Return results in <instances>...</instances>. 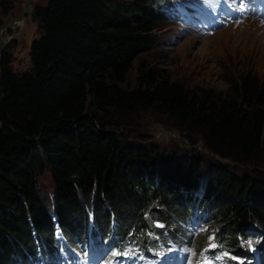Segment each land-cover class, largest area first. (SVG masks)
I'll list each match as a JSON object with an SVG mask.
<instances>
[{
  "label": "trees",
  "instance_id": "obj_1",
  "mask_svg": "<svg viewBox=\"0 0 264 264\" xmlns=\"http://www.w3.org/2000/svg\"><path fill=\"white\" fill-rule=\"evenodd\" d=\"M163 2L47 0L34 8L30 68L15 72L11 54H0V264L45 256L55 226L78 248L74 241L92 225L101 238L148 245L154 230L191 219L195 207L229 252L248 254V234L264 247L263 179L212 166L200 183V157L160 152L111 130L120 113L140 109L223 158L264 149V77L231 79L222 92L141 60L134 87H123L135 61L160 45L153 30L167 20ZM6 3L0 9L9 13ZM44 169L52 201L38 189Z\"/></svg>",
  "mask_w": 264,
  "mask_h": 264
},
{
  "label": "rangeland",
  "instance_id": "obj_2",
  "mask_svg": "<svg viewBox=\"0 0 264 264\" xmlns=\"http://www.w3.org/2000/svg\"><path fill=\"white\" fill-rule=\"evenodd\" d=\"M46 1L34 0L32 5L41 6ZM26 2L7 0L6 6L20 9V4ZM161 7L167 20L160 21L153 30L160 45L135 61L123 87H134L137 65L141 60L189 86L212 87L222 92L228 91L227 82L231 79L239 80L246 74L264 77V0L257 3L255 0H169L168 4L164 0ZM33 12L34 9L28 12L21 23L5 29L2 26L15 14L0 9V35L6 40L0 53L8 51L11 54V66L15 72L25 71L31 66L29 47L39 33ZM164 122L165 118L138 109L122 112L112 119L114 127L111 130L121 139L155 145L160 152L200 157V183L215 166L223 167L232 175H249L264 180V149L250 158H223L206 149L197 136ZM36 180L39 192L52 201L49 171L44 169ZM159 213L163 216L162 212ZM196 214L199 219L191 226L197 232H189L190 219H178L173 225L165 224L154 230L153 238L149 236L150 243L141 246L143 254L148 251L157 253L153 260L142 256L135 248V242L126 241L120 245L118 237L108 236L103 240L90 236L87 247L95 252L87 264H148L151 260V264H194L195 261L196 264H224L218 250L225 247L212 239L217 225L206 222L199 212ZM199 234L203 236L200 239H205V243L200 245V254L197 252L199 247L195 245ZM190 238L193 241L188 242ZM215 244L219 247L204 251ZM60 257L70 264H77V259L67 251L61 250ZM64 259H58L54 264H68ZM32 264L52 263L39 260L32 261Z\"/></svg>",
  "mask_w": 264,
  "mask_h": 264
},
{
  "label": "water",
  "instance_id": "obj_3",
  "mask_svg": "<svg viewBox=\"0 0 264 264\" xmlns=\"http://www.w3.org/2000/svg\"><path fill=\"white\" fill-rule=\"evenodd\" d=\"M33 1L34 0H27V2L23 5V10H22L21 14L18 17H16L14 20L9 21L5 25H3L2 27L5 29H9V28H12V25L18 24V22L21 23L23 21V19L25 18V15H27V13L33 9L31 6ZM4 43L5 42L2 41L1 37H0V52L4 46Z\"/></svg>",
  "mask_w": 264,
  "mask_h": 264
},
{
  "label": "flooded vegetation",
  "instance_id": "obj_4",
  "mask_svg": "<svg viewBox=\"0 0 264 264\" xmlns=\"http://www.w3.org/2000/svg\"><path fill=\"white\" fill-rule=\"evenodd\" d=\"M20 5H21V8H20V9L13 7L12 10L10 11L12 14H15V16L12 17L10 21L14 20L16 17H18V16L21 14V12H22V10H23V5H24V4H23V5L20 4ZM31 6H32V8L34 9L36 5H34V6L31 5ZM33 9H32V10H33ZM16 10H17V11H16ZM25 17H26V15H25Z\"/></svg>",
  "mask_w": 264,
  "mask_h": 264
},
{
  "label": "bare ground",
  "instance_id": "obj_5",
  "mask_svg": "<svg viewBox=\"0 0 264 264\" xmlns=\"http://www.w3.org/2000/svg\"><path fill=\"white\" fill-rule=\"evenodd\" d=\"M15 25H17V24H14V25H12V26H15ZM3 30H4V29H3ZM1 32H2V31H0V34H1ZM0 37H1V40H2V41H4V42L6 41V40H4V38H2L1 35H0Z\"/></svg>",
  "mask_w": 264,
  "mask_h": 264
},
{
  "label": "snow or ice",
  "instance_id": "obj_6",
  "mask_svg": "<svg viewBox=\"0 0 264 264\" xmlns=\"http://www.w3.org/2000/svg\"><path fill=\"white\" fill-rule=\"evenodd\" d=\"M214 247V245H212Z\"/></svg>",
  "mask_w": 264,
  "mask_h": 264
}]
</instances>
